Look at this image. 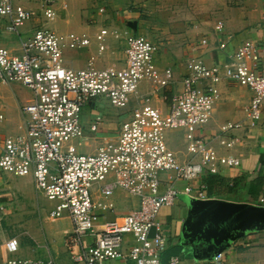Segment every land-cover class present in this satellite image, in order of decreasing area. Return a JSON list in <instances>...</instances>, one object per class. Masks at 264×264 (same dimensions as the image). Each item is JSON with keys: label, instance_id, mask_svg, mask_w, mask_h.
<instances>
[{"label": "built area", "instance_id": "obj_1", "mask_svg": "<svg viewBox=\"0 0 264 264\" xmlns=\"http://www.w3.org/2000/svg\"><path fill=\"white\" fill-rule=\"evenodd\" d=\"M54 1H44L41 23L24 34L23 27L35 17V11L14 0H0V18L5 20V29L16 34L20 45L19 53L0 46V82L22 84L31 91V100L22 106L23 133L2 134L5 116L0 106V169L16 176L32 175L36 188L55 204L50 216H70L73 231L67 242L74 261L104 264L119 259L134 264H186L179 255L162 261L168 240L158 214L163 205L172 204L181 194L192 199L208 197L203 185L178 188L171 182L160 191L161 173L171 172L173 182L179 178L190 181L240 163L236 156L210 144L201 129L211 118L223 77L253 91L245 108L246 118L252 124L261 118L264 42H242L228 60L210 67L200 57L190 56L180 87L163 107L151 104L148 98L139 100L137 95L143 80L154 85L155 90L174 83L173 70H161L156 65V47L148 37L127 32L122 37L120 32L106 27L92 35L58 33L49 25L57 17ZM105 9V5L99 8L101 12ZM216 28L221 30L223 22L218 21ZM110 38H124L123 67H98L94 54L82 68L64 64L65 48L88 47L96 40L99 55L110 49ZM202 81L207 83L202 85ZM99 96L114 107L130 111L116 137L100 142L93 152H84L79 148L87 140L81 111L87 101ZM240 125L223 124L216 135L219 144L230 149L235 138L228 134ZM91 129L95 130L96 124ZM168 130L184 132L189 154L186 161L181 162L168 145ZM118 189L137 197L138 207L102 220L106 212L116 211L110 198ZM3 210L0 206V224ZM126 235L132 236V243L126 242ZM86 236L92 237L90 242ZM1 243L10 252L19 245L15 237L3 240L0 228ZM223 262L224 251L213 254V264ZM1 264L56 263L51 258L10 257Z\"/></svg>", "mask_w": 264, "mask_h": 264}, {"label": "crops", "instance_id": "obj_2", "mask_svg": "<svg viewBox=\"0 0 264 264\" xmlns=\"http://www.w3.org/2000/svg\"><path fill=\"white\" fill-rule=\"evenodd\" d=\"M44 1L14 0L37 12ZM103 2L86 1L85 23L78 22L72 26L60 22L52 24V27L50 22L49 25L58 33L92 35L99 28L106 27L110 31L120 32L122 37L126 32L148 37L156 47L154 56L158 68H171L174 73V83L160 89L155 90L154 85L145 80L140 83L137 92L139 100L141 97L148 98L153 105L167 107L170 96L180 87L187 73L186 60L190 56L200 57L204 65L210 67L228 60L242 42H264V0H108L107 8L101 12L99 8L104 5ZM37 20L34 17L24 25V34H29L42 21ZM218 21L223 22L221 30L216 28ZM4 22L0 18V46L19 53L18 37L5 29ZM55 25L66 27L56 30ZM110 43V49L99 55L96 40L88 47L65 48L64 64L74 69L82 68L94 54L98 67L111 64L123 67L126 58L124 38H110ZM222 43L224 46H221ZM262 59L264 61V57ZM201 83L205 85L207 82ZM218 89L219 96L213 105L211 118L202 127L201 133L217 149L239 158L240 163L237 166H223L217 173H203L190 181L179 178L173 182L171 172H162L160 191L171 182L178 188L188 184L197 187L203 185L208 198L264 206V200H261L264 199V99L261 118L252 124L246 118L245 108L253 91L226 77L220 80ZM30 100L31 91L24 85L0 82V106L5 116L3 135L24 132L22 106ZM136 100L133 99V102ZM129 111L130 108L114 107L104 96L87 101L80 116L87 140L82 141L86 145H79L80 150L93 152L100 142L116 137ZM227 122L241 124L228 134L235 138L230 149H225L216 139L221 126ZM93 124H96L95 130L91 129ZM166 140L181 162L189 158L182 130H168ZM88 142L90 145L87 147ZM180 144L183 148H176ZM110 199L116 211L106 212L102 220L129 213L139 204L137 197L120 189ZM191 200L189 196L181 194L172 204L163 205L158 221L163 226L168 245L180 248L176 255L184 263L213 264L211 255L195 254L191 244L186 242L185 222L190 213ZM54 205L36 188L32 175L16 176L0 169V206L4 208L0 224L2 239L15 237L19 243L15 252L0 244V264L10 257L51 258L56 264H83L73 260L71 246L67 242L73 231L72 220L67 214L51 217ZM91 239L86 236L85 240L90 242ZM125 239L128 244L133 242L131 235H126ZM75 250H78V246ZM223 251V264H264V225H256L237 239L228 241ZM104 264L134 263L117 259Z\"/></svg>", "mask_w": 264, "mask_h": 264}, {"label": "water", "instance_id": "obj_3", "mask_svg": "<svg viewBox=\"0 0 264 264\" xmlns=\"http://www.w3.org/2000/svg\"><path fill=\"white\" fill-rule=\"evenodd\" d=\"M256 225H264V206L221 198L192 199L185 222L187 243L195 254L223 251L225 244Z\"/></svg>", "mask_w": 264, "mask_h": 264}, {"label": "rangeland", "instance_id": "obj_4", "mask_svg": "<svg viewBox=\"0 0 264 264\" xmlns=\"http://www.w3.org/2000/svg\"><path fill=\"white\" fill-rule=\"evenodd\" d=\"M86 1L87 0H56L54 6L57 10V18L51 23V26L53 27L52 24L54 23L58 24L60 22H66L68 24H71L72 26H74L78 22L85 23L84 11L86 10V6H87V4H85ZM100 1H104L103 2L104 5L108 4V0H100ZM38 10H39L38 12L35 11V18L38 20L40 19L42 20L41 10L40 9ZM65 27L66 26H58V27L56 26V30H64ZM82 144L86 145L85 142H82L81 145ZM88 145H90V142H88L87 147ZM176 148H183V145L180 144V146ZM83 150L85 151V149Z\"/></svg>", "mask_w": 264, "mask_h": 264}, {"label": "trees", "instance_id": "obj_5", "mask_svg": "<svg viewBox=\"0 0 264 264\" xmlns=\"http://www.w3.org/2000/svg\"><path fill=\"white\" fill-rule=\"evenodd\" d=\"M180 248L177 245H168L165 251L162 254V261H167L170 256L176 255L179 252Z\"/></svg>", "mask_w": 264, "mask_h": 264}]
</instances>
